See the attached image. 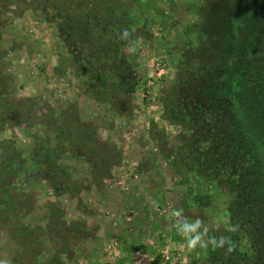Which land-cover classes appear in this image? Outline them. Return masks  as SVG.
I'll use <instances>...</instances> for the list:
<instances>
[{
  "label": "rangeland",
  "instance_id": "1",
  "mask_svg": "<svg viewBox=\"0 0 264 264\" xmlns=\"http://www.w3.org/2000/svg\"><path fill=\"white\" fill-rule=\"evenodd\" d=\"M223 9L224 0H0V264H220L211 246L187 247L174 209L181 222L203 221L209 236L240 216L245 251L264 264L262 194L250 214L230 210L237 191L226 177L243 171L216 176L192 163L186 131L163 109L178 60L208 58L183 56L184 44L204 40ZM242 24L234 20V34ZM260 54L233 45L214 63L221 75L224 64ZM79 128L105 145L100 174L75 150H92L75 137ZM57 151L66 168L58 175L42 163ZM254 155L264 167L256 147L244 168L260 180Z\"/></svg>",
  "mask_w": 264,
  "mask_h": 264
},
{
  "label": "trees",
  "instance_id": "2",
  "mask_svg": "<svg viewBox=\"0 0 264 264\" xmlns=\"http://www.w3.org/2000/svg\"><path fill=\"white\" fill-rule=\"evenodd\" d=\"M237 19H241L243 24L239 26L238 33L234 34L232 26ZM214 23L204 25V40H199L195 35L198 40H189L181 50L183 56H193L194 60H201L200 52L205 50L208 58L213 60L207 64L210 60L207 58L205 63L197 66L193 60L186 62L188 64L178 60L177 77L165 92L163 109L169 121L186 131L182 140L189 148L193 146L192 163H203L216 176L220 170L224 171L228 167H233V171H243L240 178H231V175L226 177L231 189L237 191L235 204L230 205L229 209L236 208L234 213L238 215L242 205L248 210L258 193L262 194L261 199L264 200V167L260 165L258 155L253 157V166H256L260 180L256 178V172L250 178L248 170L251 168H244V162L249 159L248 153L256 147L258 151H264V0H224L223 13ZM188 31L192 35L197 34L191 28ZM233 45L243 51L244 55L250 51L261 54L256 59L242 57L224 64L223 73L219 75L214 62L220 57V53L230 52ZM121 77L122 85H126L124 90L132 92L129 77L122 73ZM236 101L241 106L246 129H243L238 118L234 106ZM66 129V133L72 132L71 127L67 126ZM77 136L82 143L90 145L92 150L86 153L78 143L75 150L84 157L94 172L100 174L109 159L108 153L103 150L105 145L94 138V134L88 135L83 128L76 130L75 137ZM53 154L50 157L47 154L42 163L58 175L60 170L66 168L57 163L62 152ZM240 218L231 213L229 226L220 228L215 233L216 237L230 236L235 244L231 253L214 250L220 264H252L243 246L250 234L242 229L238 222ZM232 225H238L236 232L227 231Z\"/></svg>",
  "mask_w": 264,
  "mask_h": 264
},
{
  "label": "clouds",
  "instance_id": "3",
  "mask_svg": "<svg viewBox=\"0 0 264 264\" xmlns=\"http://www.w3.org/2000/svg\"><path fill=\"white\" fill-rule=\"evenodd\" d=\"M118 35H120L121 39H127L130 34L125 29ZM171 217L174 218V228L184 238L189 249H195L197 247L207 249L211 246L213 250H225L227 253L234 251L235 244L230 236H209V230L205 228L203 221L197 219L195 223H191L185 219L181 222V217H185L183 209H174L171 212ZM237 230L238 225H232L227 229L229 232H236Z\"/></svg>",
  "mask_w": 264,
  "mask_h": 264
}]
</instances>
